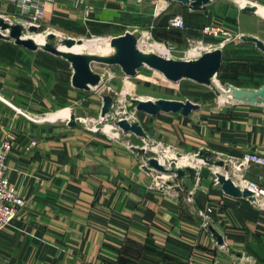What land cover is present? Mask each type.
<instances>
[{
	"label": "crops",
	"instance_id": "obj_1",
	"mask_svg": "<svg viewBox=\"0 0 264 264\" xmlns=\"http://www.w3.org/2000/svg\"><path fill=\"white\" fill-rule=\"evenodd\" d=\"M86 2L87 18L74 0H42L40 21L55 31L108 38L96 52L83 50L98 57L114 54L112 38L126 32L136 36L138 47L149 33L176 48L196 40L202 25L213 21L224 33L214 46L222 50V64L212 83L218 84L217 77L248 95L264 87V50L249 40L264 44V0ZM17 9L11 2L0 3L6 20L12 21ZM176 14L185 16L186 29L170 26ZM91 68L99 82L79 88L67 58L0 39V138H14L7 175L26 197L23 209L0 231V264H264V207L225 193L214 181L217 171L232 176L233 169L239 175L234 164L246 153L264 155V102L219 100L205 122L194 115L200 104L189 98L181 101L198 106L188 115L140 111L147 120L138 123L152 144L158 142L148 154L119 129L94 127L104 98L115 99L111 79L138 73L128 75L121 65L102 59H93ZM183 79L199 83L176 82ZM63 109L70 116L47 117ZM71 115L87 118L88 124H71ZM206 150L226 164L187 173L192 187L174 179L158 184V171L147 168L151 157L171 152L196 157ZM244 176L264 183V166L252 165ZM208 205L207 222L198 210Z\"/></svg>",
	"mask_w": 264,
	"mask_h": 264
},
{
	"label": "water",
	"instance_id": "obj_2",
	"mask_svg": "<svg viewBox=\"0 0 264 264\" xmlns=\"http://www.w3.org/2000/svg\"><path fill=\"white\" fill-rule=\"evenodd\" d=\"M184 3L189 4L191 1L196 3H208L210 0H179ZM247 9L253 10L254 8L248 7ZM11 27L10 32H7V27ZM34 29V26H30ZM0 29L3 30V34H0V39L9 40L18 45L26 46L30 49H44L50 51L53 54L63 56L72 62L74 66L73 84L79 88L89 89L91 84H97L100 80V75L95 73L91 68V61L93 59H102L107 61L109 64H119L122 66L124 71L131 76L138 73V70L147 66L153 68L157 71L162 72L167 79L176 82L182 78H189L196 82L211 85L212 78L216 76L221 68L222 64V50L220 48H215L211 51H205L202 55L195 59L187 60H175L172 58H167L161 56L157 53L143 54L139 47L137 46V38L131 32H126L124 35L116 36L112 38V45L116 48L114 54L108 57H98L90 56L85 53L72 52L62 50L59 47L53 45H39L34 41L32 37L21 36L17 34L14 38H9L8 34L13 35L16 31L17 26L11 25L9 21H5V18L0 15ZM245 38V36H244ZM249 40L255 41L261 49L264 50V44L259 39L253 37ZM76 41H82V39L76 40L75 38H67L64 40V44L71 47ZM233 87V86H232ZM236 95L234 98L240 99L239 96L243 97L247 92L244 90L233 87ZM261 94L264 95V87L262 88ZM252 100V99H251ZM137 109L139 111H144L150 114H158L161 111L165 112H181L184 115H188L193 108L197 107V104L192 103L187 100L186 102L177 99L160 98L157 100L153 99H136ZM113 98L106 96L104 98V103L101 109V115H107L113 105ZM252 102H257L254 97ZM70 123L75 125L76 119L71 116ZM116 126L121 129L124 133H132L140 137H147V133L144 131L143 127L138 122H130L127 118L119 119L116 122ZM181 155V154H180ZM209 153L206 151H200L196 156L203 159L204 162L209 163L214 166H224L226 163L223 159H214V155L208 156ZM175 159L171 160L169 166L162 163L158 157H151L148 160L147 168L155 169L159 172H171L177 175L184 176L187 172H191L194 169L192 167L182 168L179 167L174 162ZM216 176L218 178V183L221 185L225 193L246 198L250 201L255 200L254 192L249 188L240 187L236 181L231 177L226 175V173L217 171ZM218 242H223L222 237L219 235Z\"/></svg>",
	"mask_w": 264,
	"mask_h": 264
},
{
	"label": "rangeland",
	"instance_id": "obj_3",
	"mask_svg": "<svg viewBox=\"0 0 264 264\" xmlns=\"http://www.w3.org/2000/svg\"><path fill=\"white\" fill-rule=\"evenodd\" d=\"M158 4H159V0H155ZM156 3V4H157ZM192 9V7L190 8ZM17 16H20L18 18H13L15 20L12 19L11 20H7L9 21V23L13 26L16 25L17 29L16 31L13 32V35L8 34L9 38H14L15 36H17V34H20L21 36H34L36 37L38 40H45L44 43H38L39 45H43V44H47V45H53L55 47H61L64 44V40L67 39L68 37L71 38H75L76 40L78 39H92V38H97L100 36H91V34L85 33V34H72V33H68L67 31L61 30L59 31H55L54 29H52L51 27L45 26V25H40V27H36L34 26V29L30 28V20L31 17L29 16V14H25L22 13L21 10L18 8L17 9ZM2 16V15H1ZM4 17V16H2ZM5 18V17H4ZM6 21V19H5ZM210 23H214L212 22H206L202 25V27L205 24H210ZM202 27H201V31H200V35L199 37L196 38V40H194L193 42L188 41L186 44L184 45H178L176 48L171 47L172 43H168L165 42L163 43V41H160V39H158L157 37H152L149 39V41L147 40V42L149 43H154V42H160L163 43L164 45H166L169 48H171L170 53H166L165 55L169 56V58L175 59V60H187L189 55V50L191 47H193L195 44H197L198 42H202L204 45L211 47L212 49H214V46L216 44H218L219 42H221L222 39H220L221 37H217L214 36V34H210V33H204L202 31ZM113 31V30H111ZM109 31V32H111ZM10 32V31H9ZM32 34V35H31ZM111 34V33H109ZM30 35V36H29ZM101 35V34H100ZM178 36V35H176ZM101 37H109L108 35H104L102 34ZM220 39V40H219ZM146 40L144 41V43L141 40V43L145 46L147 45ZM37 43V42H36ZM212 44V45H211ZM207 51V50H205ZM114 52V49L112 51H110L109 53H105V55H109L112 54ZM204 52V51H203ZM97 54H102V53H97ZM164 55V53H161ZM104 55V54H103ZM94 67L99 70V71H104L105 67L100 65L99 63H94ZM110 71H114L117 74H119V72H116V68L114 67H108L107 68ZM122 75V74H120ZM160 75V76H159ZM155 79V80H153ZM157 79V80H156ZM213 80V78H212ZM216 81L218 82V84H215L214 82L211 85H206V84H199V83H195L193 81L187 80V79H183L180 82H169L167 80L164 79V76L160 73H158L157 71H154L148 67H142L139 69V72L137 74V76L134 77H129L127 79H125L122 76H116L113 77L111 79V84L108 85L112 88L115 86V89L117 90V93H115V99H114V103H115V107L112 109H124L125 113L128 116H131V120L133 122H141L142 124L146 123L147 120V116L140 112L137 109V102L135 101L136 99H141V97H147V98H152L154 100L156 99H160V98H172V99H180V100H186L187 98L196 101L197 103L200 104V109L195 110L194 111V115L198 116V118H201L202 121H206L208 120L209 117L214 115V105L217 104L219 102V100H222V97L228 98L226 100H244V101H249L252 102L253 98H256L257 102H264V95H262L261 93L257 92H250V94L248 95V93H246L242 98L237 99V98H233L231 96L226 97L225 94L230 92V88H233L232 86H229L225 80L220 79L216 77ZM132 84V88L130 87V85ZM135 84V85H134ZM110 89L106 88L104 90V92L109 93ZM149 96V97H148ZM251 96V97H249ZM252 99V100H251ZM102 109V108H101ZM65 110L68 109H63L61 110L60 113L64 112ZM101 112V111H100ZM100 112L97 113L95 116L97 119H99L100 117ZM64 116H67L66 114ZM47 117L52 118L53 115L49 114ZM171 119H175V117H171ZM180 119V118H179ZM185 121V120H184ZM187 122H189V120H186ZM106 121H104L103 123H99L98 121L96 122V127H99L97 129H106L108 131H110V128L112 127L110 124H105ZM110 122V121H109ZM82 124H88L85 122H81ZM123 132V131H122ZM131 135V134H129ZM122 136L124 137H131L133 142H138L139 145H144V141L142 140L143 138L140 136H136V135H132V136H128V133H122ZM152 140V139H150ZM152 143V142H150ZM148 154L150 153V150L147 151ZM207 153H209V157H211V153L209 150H206ZM166 157H170V158H175L177 157V161L174 160L175 163H178V166H181L182 168H186V167H192L193 169L197 168L199 169L200 167H212L214 169V165H211L209 163L204 162L203 159L196 157H191L190 155H182L181 157L178 156L176 153L171 152V154H166ZM212 158V157H211ZM160 160H164V158H160ZM191 162V163H190ZM228 169V172L231 171L232 176L234 177V179L237 180H243V176L241 175V173L236 174L235 172H233V169L230 170ZM193 172V171H191ZM191 172H187V173H191ZM189 174H186L184 176H180V175H174V173L171 172H159L158 174V179L157 183L160 184L161 180H172L174 179L175 183H180V185L184 186L187 185L188 187H192L191 184V180H189ZM183 177V178H182ZM185 177V178H184ZM248 178V177H246ZM250 179V178H249ZM215 181V179H214ZM259 181V180H258ZM260 183L264 186V183H262L260 181Z\"/></svg>",
	"mask_w": 264,
	"mask_h": 264
},
{
	"label": "built area",
	"instance_id": "obj_4",
	"mask_svg": "<svg viewBox=\"0 0 264 264\" xmlns=\"http://www.w3.org/2000/svg\"><path fill=\"white\" fill-rule=\"evenodd\" d=\"M11 2L14 5H16L22 13L25 14H31V19H28L30 21L29 26H36L40 27V25H43V23L40 21V16L42 14V0H0V3L2 2ZM76 5L84 12L86 13L85 17H88V13L90 11V6H88L86 0H74ZM14 18H18L20 16H17L14 14ZM171 27L179 28V29H186V20L184 15L182 14H176L170 19L169 22ZM202 31L204 33H210L214 34V36H217L221 33H224L223 27L218 24L210 23L205 24L202 27ZM115 107V103L113 102L112 108ZM100 118L97 119L99 123L110 124L112 127H115L116 129H119L116 126V122L119 119L127 118L130 122H133L130 118L131 116H128L125 113L124 109H111V111L105 115L102 116L100 112ZM83 122L88 123L87 118H82ZM110 121V122H109ZM95 128L96 123L94 124ZM122 131L121 129H119ZM144 141L143 147L148 151L152 150L156 145H158V142H154V144L150 143L151 140H149L147 137H142ZM14 145V138L11 134H7L6 136L0 138V231L3 229L4 226L11 223V221L19 214V212L23 209V207L26 205V197L23 194L22 190L17 188L9 179L7 175V158L9 153L11 152ZM178 156H182L180 154H177ZM160 160V158L158 157ZM172 159L170 157H164V160L162 163H164L166 166H169ZM177 161V160H176ZM252 165L257 166H264V155L257 152V151H251L243 155L242 157L238 158L235 161V171L238 173H241V175L244 177L243 180H235L229 173L226 172V175L231 176L236 183L242 187V188H249L254 192L255 200L252 202H255L257 205L264 207V186L260 183L258 180H253L246 178L245 172L250 168ZM167 179L161 180V185L166 182ZM215 182L218 183L217 176L215 177ZM159 184V183H158ZM198 212L204 216V218L207 220V222L210 219V213L212 212V207L207 206L204 209H199Z\"/></svg>",
	"mask_w": 264,
	"mask_h": 264
},
{
	"label": "bare ground",
	"instance_id": "obj_5",
	"mask_svg": "<svg viewBox=\"0 0 264 264\" xmlns=\"http://www.w3.org/2000/svg\"><path fill=\"white\" fill-rule=\"evenodd\" d=\"M11 30V27L8 26V30L7 32H9ZM1 31V30H0ZM145 32V31H144ZM3 33V32H2ZM146 33V32H145ZM1 34V33H0ZM32 35V34H31ZM30 36V35H29ZM144 36V35H143ZM34 39V41H36L37 43H44L45 40H38L36 37L34 36H30ZM99 38V37H98ZM93 38V39H82V41H76L71 47H68L66 45H63L60 47V49L62 50H66V51H72V52H80V53H83V50H87L89 52H96L99 47L102 45V44H107L108 42V38L107 39H103V38ZM150 34L147 33L144 38L142 39V42L144 43V41L147 40L149 41L150 39ZM108 45V44H107ZM212 45V44H211ZM103 48V47H102ZM112 48V47H111ZM139 50L143 53V54H149V53H152V52H162L164 53V55L166 53H169V49L166 45H164L163 43H160V42H154V43H149L147 42V45H143L141 43V40H140V44H139ZM211 51L212 48L206 45H204L202 42H198L197 44H195L193 47L190 48V50L188 51L189 52V55L190 56H195V55H198L200 54L201 52L203 51ZM162 74V72H159ZM160 76V75H159ZM165 78V77H164ZM166 79V78H165ZM155 80V79H153ZM157 80V79H156ZM135 85V84H134ZM132 86V84L130 85V87ZM132 88V87H131ZM234 96V91L231 90L229 92V94H226L225 96ZM149 97V96H148ZM141 99H147V97H141ZM226 99L228 98H222V101H225ZM67 115V116H70V111L69 109L68 110H65L64 112L62 113H56L53 115L52 119L54 118H57V117H61V116H64V115ZM72 116V115H71ZM75 119H76V122H82L83 119L82 117H79V116H74ZM163 161V160H161ZM191 163V162H190Z\"/></svg>",
	"mask_w": 264,
	"mask_h": 264
},
{
	"label": "trees",
	"instance_id": "obj_6",
	"mask_svg": "<svg viewBox=\"0 0 264 264\" xmlns=\"http://www.w3.org/2000/svg\"><path fill=\"white\" fill-rule=\"evenodd\" d=\"M185 17V16H184ZM186 20V19H185ZM176 32H178V31H176Z\"/></svg>",
	"mask_w": 264,
	"mask_h": 264
}]
</instances>
